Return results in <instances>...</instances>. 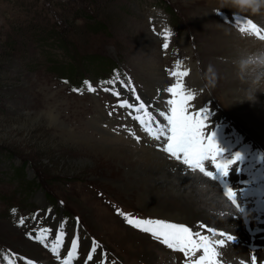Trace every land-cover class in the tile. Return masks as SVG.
Instances as JSON below:
<instances>
[{"label":"rangeland","instance_id":"374dc122","mask_svg":"<svg viewBox=\"0 0 264 264\" xmlns=\"http://www.w3.org/2000/svg\"><path fill=\"white\" fill-rule=\"evenodd\" d=\"M193 1L0 0V264L4 262L7 251L22 256L33 255L35 262L42 263L36 255L37 251L41 252L39 248L33 247L36 253L25 249L23 244H34H31L30 239L26 242L27 235L23 233L25 230L29 233V226L35 219H40L50 222L52 236L57 234L61 221L57 223L54 218L59 211L70 215V220H64L66 225L63 231L67 232L62 246L64 248L71 245L68 242L74 237H70V233L75 230L67 223H72L73 217L77 216L90 235L97 237L95 239L101 243L106 257H110L109 264H130L133 261L134 264H176L179 253L164 250L150 241L146 234L135 232L115 211H137L134 213L148 215L136 207L137 199L132 188L126 192L114 184L126 179L122 172L128 167L97 157L83 147L82 143H101L97 141L98 134H95V139L84 137L91 131L84 130L85 121L100 122L99 126L111 133L135 139L127 129L119 133L118 127H114L121 124L122 113H113L115 120L106 115L109 112L107 110H112L116 103V97L97 88L94 95L82 87H79V91H73V87L78 86L81 77L97 78L107 73L109 77L115 65H119L121 70L116 71L119 76L124 79L125 73L135 88L139 89L142 85L144 90L147 88L150 94L147 101L152 100L155 107L162 109L161 101L156 99L158 90L172 83L166 69H171L177 60H181L190 73L185 83L188 88L195 89V99L191 103H198L210 91L217 104L230 114L229 108L220 101L226 86L223 70L216 66L218 61L225 63L223 46L219 41H214L222 35L216 22H225L220 21L215 14L220 9L213 10L203 2ZM220 11L225 15V11ZM229 14L234 17L225 25L238 35L245 36L236 30L239 26L236 17L239 15V22H242L248 16L236 12ZM204 18L213 25L210 33L202 27ZM165 27L172 31L167 50L162 48V44L160 46L163 39L155 35ZM188 41L191 49L187 45ZM209 64L214 65L218 72L214 89L204 87V83L198 79ZM149 65H159L161 68L164 78L161 86L155 88L145 82L149 78ZM62 77H66L67 82L62 81ZM164 95L161 92V98ZM53 115H56L57 123L51 119ZM58 125L69 128L76 142L66 138ZM207 125L206 132L211 126ZM136 126L128 128L137 130L140 137V132L146 136ZM248 136L253 144L264 149L258 140L252 139L250 134ZM144 145L152 146L150 143ZM221 148L230 152L233 150L227 143ZM126 163L129 164L121 161V164ZM24 166L29 172L28 176L25 175ZM37 190L42 196L45 193L47 202L56 208L52 210V220L47 217L44 219L43 213L37 216L47 203L44 198H38ZM34 208L38 212L30 219L26 211ZM198 208L204 215H200V219L186 221V224L197 226L198 220H210L213 211L220 215L226 211L208 204L205 208ZM13 209L16 210L14 214ZM20 213L25 218L23 225L17 223L16 216ZM85 231L78 230L80 246L77 259L83 257V245L89 240V232ZM147 251L151 253L147 255ZM96 256L94 254V259ZM233 258L235 264L244 260L236 256ZM227 261L228 264H234ZM52 264L59 263L52 259Z\"/></svg>","mask_w":264,"mask_h":264},{"label":"bare ground","instance_id":"6f19581e","mask_svg":"<svg viewBox=\"0 0 264 264\" xmlns=\"http://www.w3.org/2000/svg\"><path fill=\"white\" fill-rule=\"evenodd\" d=\"M195 1L203 2L205 3V5H207L208 8H213V10L219 9L218 0H194L193 3H197ZM220 10L222 11L225 10L227 12H236L235 9L229 7H224L221 8ZM238 13L242 14V16L243 15L251 16L255 19V21H257L258 23L264 26V21L262 20L264 19V9H261V11L256 14H252L250 12H238ZM160 15L162 16V14ZM216 23H217L216 26L218 27V30L222 33V35L219 36L218 38H215L214 41H219V43L223 46L222 52H223V57L225 58V63L221 61H218L216 63V66L219 69L223 70L224 73L223 80L226 86V89L220 95L221 96L220 101L223 105H226V107L229 108L231 117L233 116L235 117V118L233 117V119L243 128H245L248 134H250L253 137L252 139L255 138L264 146V141L262 140V138H264V92L258 91L256 93L255 101H248V100L237 101L238 99H242V93L239 91V89L244 87V85H242L236 79L233 72V61L236 58L238 52L241 50L255 51L257 49L264 48V41H259L253 38L251 35L240 36L236 32H234L231 29V27L229 28L225 24H221L218 22ZM202 27H204L206 32L210 33L211 27H213V25L209 21H207L206 18H204ZM161 33L162 31L159 32V34ZM159 34H157L156 37L163 39V37L160 36ZM153 40L154 42L156 41L154 38ZM187 45L189 49H191L189 46V41ZM149 69H150L148 72L149 78L145 80L147 85L155 88L157 86H161V84H163L162 81L164 80V78H162V72L159 65H149ZM158 76L161 77L158 78ZM198 79L202 83H204L202 78H198ZM188 83L191 86L189 80ZM116 88L122 93L123 88H121L119 84ZM139 91L141 95H143L146 98V100L150 98L148 89L146 88L144 90L143 85L139 88ZM209 92L207 93V97L203 98V100H206L208 98L211 99V100L209 99L210 102L208 104L209 118L206 122L212 125L214 123V120H216L214 108L216 109L218 115H225L227 117V114L225 112L226 110L223 109L221 105L219 107H216L217 101L212 97V94ZM124 97L125 95L122 93L121 98ZM127 112L128 110H126V113ZM107 115L109 117H112L113 120H115V117L113 115H109V112L107 113ZM157 118L162 120V118L160 117ZM242 118L245 119L246 121H244ZM51 119L57 123L56 115H53ZM129 119L130 121L124 120L122 127H118L119 133H124V131L128 128V126L136 125V121H134L131 117H129ZM235 121H233L234 124L239 128H241V130L244 132L245 138H248L249 136L247 132L241 126H239ZM96 122L97 121L83 122V125H85L84 130L91 129V131L89 135H84L83 133H81L80 135H84V137L88 139H95V134H98L99 138L97 139V141H101V143H95V144L82 143L84 145L83 147L84 148L86 147L85 149H87V151L91 152L93 155L97 157L101 156L110 161H116L120 165H125L124 167H128L126 168V170H124V172H122V175L126 176V179L123 181L124 183L118 180L114 184L117 188L124 190L126 192L132 188L134 190V194L136 195V199H137L136 207H138V209H141L142 212L147 213L150 216V218L156 219L155 217H162V218L166 217L167 219L173 221L186 223V221L187 222L193 221L194 218L200 219L201 218L200 215H204V212L201 211V209H199L198 207L205 208L207 204L223 209L224 211L229 209L226 200L221 196L219 189L214 185L213 182L205 179L198 173L195 176L186 175L181 170L182 166L177 165L174 161L168 160V158L161 151L156 150L154 148L156 145L155 140L150 139L147 136H143L140 131L139 132L142 138L139 142H137L135 139L132 138L127 139L116 133L109 132L107 129L99 126L100 122L97 123ZM58 126L61 128L60 129L61 133L66 138L72 141L74 140L76 142L77 139L73 138L69 128L65 129L60 125ZM72 133L77 136L76 133L74 132ZM258 133L262 138L258 135ZM223 139H229V135L226 130H224V135L219 143L220 147L224 143L229 144V142L223 141ZM149 143L152 144V146L144 145V144L147 145ZM130 144L132 145L130 146ZM232 149L234 150V148ZM123 160L125 162H128L129 164L127 163L121 164V161ZM197 184L198 186H194ZM201 184L207 185V188L202 189L200 187ZM37 196L40 199L42 198L40 193H38ZM211 214L212 217H209L210 220L205 221L207 223V226H210L213 229L221 228L226 232H228V234L233 235L235 237L233 241H226V246L223 249L224 257L235 264L236 260H233L234 256H238L239 254H243V256L244 255L246 256V253L244 252H248L245 249L243 250L241 248L242 244L236 240L237 235H239L241 241L244 240L246 241V239L244 238V234H241L240 226L242 227V225L241 223H238L237 219L229 218L228 214L221 213L222 215H220L214 211ZM55 221L59 223L61 220L60 218H56ZM260 236L261 239H258L259 248L255 251L258 260L264 259V249H263L264 231H262L258 237ZM217 238L220 237L218 236ZM85 243L87 246H89V244H92L90 242L88 243V240ZM23 245L25 246V249H28L29 251L34 250L33 252H35V249L30 244L29 245L23 244ZM238 250L241 251H239L238 253L237 252ZM160 251L162 252V250ZM150 253H151L150 251H147V255Z\"/></svg>","mask_w":264,"mask_h":264},{"label":"snow or ice","instance_id":"6c2138e0","mask_svg":"<svg viewBox=\"0 0 264 264\" xmlns=\"http://www.w3.org/2000/svg\"><path fill=\"white\" fill-rule=\"evenodd\" d=\"M236 18L239 23V17ZM238 31L242 35L251 34L264 41V26H258L251 19L240 25ZM161 35L163 37L162 48L167 50L170 46L169 39L172 32L165 29ZM166 72L172 83L163 90H158L156 99H159L163 104L162 109L154 108L151 103L146 104L137 93L136 88L132 86L130 78L125 83L120 79L119 74H116L112 80L104 81V84L113 87H105L102 90L110 92L116 97V103L112 106L109 115H113L117 109H128L126 116L136 121L140 125V131L156 141L155 147L159 151L165 153L169 160L182 166L181 170L186 175L195 176L199 173L202 177L211 180L215 186L219 187L222 197L226 198L230 205L241 213L239 209L243 206L239 197L246 196L248 190L244 187L233 188L224 178L229 176L230 170L234 167L238 172L242 171L240 165L245 160L244 155L236 152L230 158H225L223 156L225 150L218 144L216 133L208 134L206 132L208 110L206 108L193 110L194 106L191 102L195 99V91L188 88L185 83V78L190 73L183 65V61L177 60L171 69H166ZM117 82L121 88L131 92V100L128 97L121 98L122 93L115 87ZM85 83L88 84L89 92L97 91L89 82ZM73 91L79 90L73 89ZM161 92L165 94L163 98H161ZM153 108L155 114L150 111ZM127 131L137 142L141 140V137L132 128H127ZM15 211V209L12 210L13 214ZM117 213L124 218L128 225L149 234L172 252L182 253L183 264H228L223 249L226 246V241L235 239L233 235L217 232L203 223L191 226L184 222H172L161 218L142 219L119 209H117ZM33 218L35 219V217ZM24 222L25 218L21 217L18 224L23 225ZM59 228L60 231L54 236L50 250L60 261V264H73L78 256L79 236H75L71 240L70 248L62 258L59 249L64 244V222H61ZM205 232L210 235L204 234ZM48 233V229H41L35 236L32 232L27 235L30 239H35L45 247H49L45 243ZM218 236L220 238H217ZM94 254H97V257L106 258V254L98 253V242L95 240L83 259V264L93 262ZM256 261L257 257L252 256L250 264H256ZM101 264H103V260H101ZM239 264H245V261L241 260Z\"/></svg>","mask_w":264,"mask_h":264},{"label":"clouds","instance_id":"9594fccd","mask_svg":"<svg viewBox=\"0 0 264 264\" xmlns=\"http://www.w3.org/2000/svg\"><path fill=\"white\" fill-rule=\"evenodd\" d=\"M219 9L229 7L238 12H250L256 14L264 9V0H218ZM251 35V34H249ZM233 72L236 79L244 85L239 91L242 99L237 101H255L258 91L264 92V48L255 51L241 50L233 61ZM204 85L208 89H214L218 81V72L214 65L209 64L201 75ZM195 91V89H192ZM200 187L207 188L201 184ZM241 214L246 209H239Z\"/></svg>","mask_w":264,"mask_h":264}]
</instances>
